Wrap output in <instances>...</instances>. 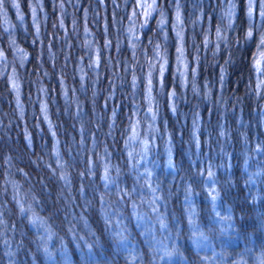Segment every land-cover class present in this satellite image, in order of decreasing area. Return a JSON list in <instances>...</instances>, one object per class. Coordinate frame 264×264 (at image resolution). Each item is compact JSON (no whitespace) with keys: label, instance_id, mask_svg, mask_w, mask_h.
<instances>
[{"label":"trees","instance_id":"1","mask_svg":"<svg viewBox=\"0 0 264 264\" xmlns=\"http://www.w3.org/2000/svg\"><path fill=\"white\" fill-rule=\"evenodd\" d=\"M179 1L186 83L176 72L180 45L173 27L176 0H158V11L138 41L129 33L136 0H17L23 22L14 17L11 0H5L0 11V50L6 57L0 61V182L10 156L12 164L27 172L40 189L36 212L51 217L55 234L39 240L46 236L44 228L30 224L31 217H21L17 204L6 194L0 264H258L256 257L264 254V89H259L257 97L249 86L257 88L258 29L264 28V21L261 27L253 24V36L247 39V0H238L235 30L224 44L216 37L217 28L228 22L223 0ZM38 2L44 13L34 23L32 9ZM161 9L166 18L163 28L159 27ZM85 28L91 37L86 38ZM88 39L98 42L95 73L88 68ZM156 45L168 63L163 94L158 86L153 90L159 113L152 121L145 116L144 89ZM17 49L27 54L23 62ZM158 69L159 64L152 70L154 84ZM10 72L20 85L23 120ZM173 90L175 113L168 95ZM45 104L47 120L42 112ZM136 121L141 136L149 129L148 138L155 143L151 176L160 197L163 230L158 222L155 228L148 224L143 213L149 199L146 172L129 157V126ZM25 127L31 133L30 145ZM53 131L71 174V194L64 193L74 198L71 209L64 198L57 200L62 182L50 169L41 173L28 159L51 150ZM169 139L172 170L166 161ZM73 140L75 150L69 155ZM101 155L112 166L110 178L115 181L107 187ZM209 169L214 173L212 181ZM15 179L22 181L23 173H16ZM213 187L218 193L215 201L210 195ZM86 201L90 202L87 207ZM72 215L76 216L75 234L68 231Z\"/></svg>","mask_w":264,"mask_h":264},{"label":"clouds","instance_id":"2","mask_svg":"<svg viewBox=\"0 0 264 264\" xmlns=\"http://www.w3.org/2000/svg\"><path fill=\"white\" fill-rule=\"evenodd\" d=\"M12 5L17 4V0H11ZM237 3L238 0H229L228 4L226 5V7H228L229 5H231L234 9V15L236 12V8H237ZM249 3V0H247V5ZM60 8L61 10H63L64 5L63 3L60 4ZM261 8L264 9V4L261 5ZM4 10V5H0V11ZM17 11H19V9H17ZM160 14L162 13L165 16L164 11L161 9L159 10ZM202 15V13H201ZM233 15V16H234ZM223 19V16L221 17ZM247 19H248V29L249 31H252L253 28V16H249L248 14V7H247ZM21 22H23V19H21ZM228 22L226 25H224L223 27H218L217 31L220 32L221 36L219 39H217L219 42H222L224 44H228L229 43V37H228V33L230 31H234V27H233V17L231 20H229L227 18ZM264 20V19H262ZM8 23L7 20V14L5 13V24ZM261 33V36H264V28H259L258 29ZM248 31V32H249ZM247 32V33H248ZM85 33H86V38L87 37H91V32L89 29L85 28ZM246 33V38H248V35ZM260 36V37H261ZM14 41V40H13ZM88 41H91V43H87L86 47L88 49V57H89V65L88 68L95 73L96 72V65L94 63V59H92V56L95 54L97 55L98 52V42L97 43H93L91 39H88ZM15 43V41H14ZM81 46L84 47L85 44L84 42H81ZM106 48L110 47V44H106L105 45ZM217 51H219V43L217 44ZM79 72L81 74V77H83V79H81L82 81L84 80V75H85V67L83 66V64L81 63V66L79 67ZM264 79L261 78L260 76H257V86L259 85L260 81ZM95 83V81H93ZM194 91L198 92V89L195 88L194 85ZM249 91H255V94L257 97H259L260 95V91L259 88L257 87L256 89H252L251 86H249ZM95 94V93H94ZM207 96L209 97V99L211 98V90L209 89L207 92ZM19 108V118L20 120L24 119V107L23 105H21V107ZM137 108H139V105H137ZM12 121L10 120V123ZM115 123L114 118H113V124ZM3 128V120L0 119V130H2ZM49 129H52V124L51 126L49 125ZM25 137L28 139L29 141V145L31 144V133L27 130V127H25ZM110 134L111 131H110ZM55 132L53 131V137L55 139ZM60 144L61 141L59 139H55V143L53 144L51 150H47L45 149V154L44 155H38L36 156V158L34 160L31 159V156L28 157L29 160H31V162L33 164L36 165V167L38 169L41 170V173H43V170L46 169H50L52 172V175L56 178V180L58 182H62L60 190L58 192L57 195V200H59L60 198H64V200L66 201V205L69 209H71V205L72 203H74V198L69 199L68 196H65V190H67V192L69 194H71V189H72V181H71V174L68 171V168L66 166V163L64 161V158L61 154V148H60ZM75 150V140H73L72 142V147H68L67 151L69 153V155H71L72 151ZM82 148H81V155H82ZM105 152H107V148H105L104 150ZM6 162L9 165V168L7 170V172L5 173V179L0 182V225L4 224L5 221L3 219V212L6 210L5 208V204H4V196L6 194H10L11 198L13 201H15V203L17 204L18 208H19V215L21 217L27 218V217H33V216H39L38 213L36 212V206L39 205L40 200L38 198V191L40 190L39 188H37L36 183L34 182L33 179H31L29 177V174L27 172H24V170L22 168L17 167L16 165L12 164V157H8ZM53 162L56 164V167L53 168L52 164ZM100 162L103 164V166L105 164V157L103 155H101L100 157ZM16 173H23V180H16L15 179V175ZM40 183L44 186V188H47V185L44 184L43 180L40 181ZM187 191H191V187L189 186V188L187 189ZM81 194H83V188H81ZM90 202L86 201V207ZM40 217V216H39ZM51 217H40V222L43 225V228L45 229V233L46 236L45 237H38L39 240L43 241L46 239H51V236L54 235V231L52 226L49 224V219ZM81 220L84 219L83 215L81 214L80 217ZM76 220V216L72 215L71 220H68L69 225H71V227H69L68 231L69 233L75 234V225L72 224V221ZM30 223V220H29ZM31 224V223H30ZM62 239V238H61ZM21 247L23 246L22 244L20 245ZM38 247H40V245H38ZM45 249L47 251H45ZM44 251L45 253H48V249L47 247H44ZM264 254H262L261 257H256V260L258 262V264H261L262 261H264ZM238 264H247V261H243V262H238Z\"/></svg>","mask_w":264,"mask_h":264},{"label":"snow or ice","instance_id":"3","mask_svg":"<svg viewBox=\"0 0 264 264\" xmlns=\"http://www.w3.org/2000/svg\"><path fill=\"white\" fill-rule=\"evenodd\" d=\"M5 0H0V5H4ZM256 4H257V0H249V3L247 5L248 7V14L249 16H253L254 12L256 11ZM264 4V0H259V16L261 19H264V9L261 8V5ZM137 6L143 9V12L141 13L144 18H145V24L142 25L146 26L148 20L151 18L153 12L158 11L157 8V0H137ZM13 7L19 9V4H15L13 5ZM33 12V21L35 23V16H36V8L33 7L32 9ZM136 15L135 9L133 10V16ZM224 15L231 20L233 15H234V9L231 5H229L224 13ZM21 19H23V16H20ZM175 20H176V24L173 25L174 28H176V35L178 40L180 41V45L177 48V57H176V72L178 73V75L181 78V82L182 83H186V72L188 70V66L187 63L185 62L184 59V48H183V35H182V28L181 25L183 23L182 21V17H181V10H180V4L177 0L176 3V13H175ZM166 23L165 17L164 15L161 13L160 14V20H159V27L163 28L164 25ZM39 31V27L37 25V32ZM129 33L132 37V39L134 41H138L140 39V37L135 33V31L133 29H129ZM248 38H252L253 33L252 31H249L247 33ZM221 36L220 32L217 31L216 32V37L217 39H219ZM87 43H91V41H88ZM205 43L207 44L208 41L205 40ZM14 44V41H13ZM110 44V42H109ZM260 44L262 46H264V36L260 37ZM132 47L135 48L136 45L135 43L132 44ZM18 52H20L21 55V61L23 62V60L26 58V53H23V50L17 49ZM6 60V57L3 53L2 50H0V61H4ZM96 67L99 66V53L96 56V59L94 61ZM167 59L166 56L161 54L160 52V46L156 45V49H155V62H153L152 60L148 61L149 64V68L150 71L147 74L146 77V84H145V99L147 102V112L145 113V116L148 117L150 116L152 121H155L157 119L158 113H159V105H158V101L155 100V97L153 96V90L154 87H159L161 94H163L164 89H165V84H164V73L166 71V66H167ZM157 64H159V69H158V80L157 83L154 84L153 82V71L154 69H156ZM255 67L257 69V72L260 76H264V56H262L260 59H256L255 60ZM194 71V70H193ZM81 79H83V77H81ZM224 79V69H221V80ZM10 82H11V86H12V90L16 93V99H17V107H21L20 104V85L18 83V81L13 77L10 78ZM132 85L135 88L137 86V79L135 76H133V80H132ZM259 89H264V79H262L259 83V85L257 86ZM169 95V99L173 101V103L170 105L173 113H175L176 111V106H175V97H176V92L175 90L171 91L168 93ZM42 112L44 113V117L45 120L48 119L47 116V105H43L42 106ZM113 116H115V112L113 113ZM131 119V118H130ZM49 125L51 126V122L49 121ZM194 126H195V121H194ZM140 127L139 121H136L133 124H130L129 126V131L131 132V135L128 137L129 141H133V140H139L140 138V132L138 131ZM193 135L195 136V132L193 133ZM221 135H224L223 132H221ZM167 143L169 144V147L166 149L167 153H168V166L170 169L175 168V165L172 162V147H171V139H169V141H167ZM198 143V141H197ZM143 145H144V152L145 155L148 151L149 148V141L147 139L143 140ZM152 147H154V145H152ZM131 153H129V157H131ZM111 165L110 164H105L104 165V175H103V180L105 181V187L108 186L109 183H114L115 181L112 180L110 178V169H111ZM117 171H119V169H117ZM143 175V174H141ZM148 176L151 175V172L147 173ZM201 175H203V173H201ZM214 177V173L211 171V169H209L208 171V178L210 181H212V178ZM214 183V181H213ZM145 185L153 192V200L151 201L153 204H155V202L157 200L160 199L159 196L155 195V189L152 188L151 184H149L147 182V180L145 181ZM124 195H128L127 192L124 193ZM210 195L212 196V200L215 201L217 198L218 193H216L215 188L213 187ZM123 198V197H122ZM189 206H191V202L189 201ZM154 211H156V209H153ZM217 215L219 216V213H217ZM221 219H228V217H221ZM30 223L33 226H39V227H43V225L40 222V217L39 216H33L30 219ZM161 227H166V225H164L163 223L161 224ZM45 251H47L45 249ZM11 255V254H9ZM261 264H264V261L261 262Z\"/></svg>","mask_w":264,"mask_h":264},{"label":"rangeland","instance_id":"4","mask_svg":"<svg viewBox=\"0 0 264 264\" xmlns=\"http://www.w3.org/2000/svg\"><path fill=\"white\" fill-rule=\"evenodd\" d=\"M178 2L180 4V1L179 0H178ZM223 2H224V11H226V9H227L226 5L228 4L229 0H223ZM176 3H177V0H176ZM157 4H158V0H157ZM136 5H137V0H136ZM35 8H36L35 21H36L39 18L40 12L43 14L44 13V10L42 8L41 2L36 3ZM12 9H13L14 17H16V19H18L19 21H21L20 20V16H23V15L20 12V10L17 11V8H15V7H12ZM135 12H136V15L135 16H133V14H132L131 24H130L129 29L130 28L133 29L135 31V33L139 36L141 30H143L144 28L147 27L148 23L154 18L155 13L157 11L156 12H153L151 18L147 22V25L146 26H143V27H142V25L145 24V18L141 14L143 12V9L137 6L135 8ZM181 17H182V21H183L182 13H181ZM233 18H234V16H233ZM263 21L264 20H262L260 18V16H259V0H257L256 11L253 14V24L254 25H257V27H261V24H262ZM175 22H176V20H175ZM183 25H184V23H182V25H181V28L182 29H183ZM182 35H183V33H182ZM262 56H264V46H262L260 44V48L258 50V54L256 56V59H260ZM257 74H258V72H257ZM258 76H260V75L258 74ZM13 77L17 80V77L14 75V73L13 72H10V78H13ZM260 77L261 78H264V76H260ZM138 131H139V129H138ZM149 132H150L149 129L146 130L144 136H141V134H140L139 140H133V141L130 142V153L132 154L131 155V160L134 161L137 164V166H138V168H140V170L146 172L145 179L147 180V182L149 184H151L152 188H154L156 190L155 191V195L158 196L157 189H156V186H155L154 181L152 179V176L151 175L150 176L147 175V172L148 171L151 172L154 169L155 163H156L155 159L152 158V156H151V151H153L152 150V145H155V143L150 142L151 139L148 138ZM145 139H147L149 141V148H148V151H147L146 155H145V152L143 150L144 149L143 140H145ZM166 161H167V168L169 170H172L168 166V153H166ZM146 194H147V197H149V199H148V201L146 200L147 208L143 209V213L146 215V219L148 220L149 226L151 225V227H154L155 228L157 222L160 224V214H159L160 201L157 200L155 202V204H153L151 202L153 200V192L148 187L146 188ZM154 208L156 209V211L153 210ZM141 221L142 220H140V222ZM160 229L161 230L164 229L163 227H161V224H160ZM161 232H163V231H161Z\"/></svg>","mask_w":264,"mask_h":264}]
</instances>
